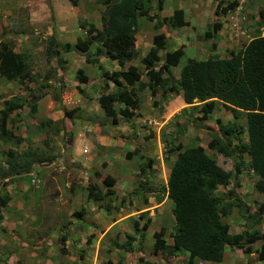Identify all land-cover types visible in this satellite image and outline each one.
Listing matches in <instances>:
<instances>
[{"label":"rangeland","instance_id":"obj_1","mask_svg":"<svg viewBox=\"0 0 264 264\" xmlns=\"http://www.w3.org/2000/svg\"><path fill=\"white\" fill-rule=\"evenodd\" d=\"M73 1L0 0V41L26 56L32 76L31 81L22 84L0 77V107L3 100L11 97L23 103V108L10 117V129L22 142L19 145L0 143V197L6 198V204L0 207V227H4L0 231V264H167L163 262L166 256L153 248L152 235L162 229L161 239L170 243L172 204L166 197L165 182L167 185L168 168L177 151L166 152L177 145L182 149L199 145L221 169L231 172L230 184L218 187L215 192L226 197L232 185L238 184L230 197H238L245 208L232 207L222 217L229 232L232 234L237 229L242 232L246 228L250 232H264V195L255 194L253 184L257 178L248 169L246 156H241L238 164L236 153L224 158L206 147L218 133L215 120L221 125L235 124L237 138L241 143L245 141L243 114L233 119L218 102L210 117L201 121L197 102L189 107L179 95L170 94L168 100H161L141 91L138 93L140 106L133 114L136 117L127 120L117 116L122 121L112 123L95 99L113 91L114 86L104 84L97 66L86 64L85 55L71 48L84 36V29L79 27L81 22L100 28L104 7L101 0ZM230 1L236 2L235 8L218 18L222 26L217 33L215 50L210 52L209 42L201 39L203 29L216 20L215 6L224 7ZM263 6L264 0H163V9L159 12L153 0L149 9L159 20L170 17L178 9L190 27L171 30L163 24L156 29L153 22L139 18L134 35L136 56L127 64L142 69L140 58L147 52L152 35L158 33H164L167 51L180 49L184 56L195 60L211 55L226 58L256 32L264 37V26H255L257 12H264ZM50 37L55 41L58 58L65 64L57 63L56 57L50 60L45 57L46 40ZM63 44L69 47L65 50ZM99 60L101 70L107 73L115 70V62L102 56ZM183 62L184 59L177 67L170 68L173 79L178 78ZM78 69L87 78L85 84L78 85L85 96L75 91L74 74ZM45 75L50 88L40 91L39 84L44 83ZM24 86L34 95L43 94L37 101L35 114L28 113L29 92ZM168 101L170 104L165 108ZM118 106L113 105L115 110ZM48 121L51 123L42 124ZM118 140L125 147L133 148L130 158H125L127 151L119 147L121 143L112 145ZM77 142L85 143L79 151ZM7 149L15 153V159L10 161L14 168L4 155ZM27 149L29 157L23 154ZM145 151L158 160L150 172L140 175L139 166L144 162L140 157ZM237 165L239 173L233 177V168ZM16 167L19 170L28 167L29 171L1 176ZM105 175L114 179V193H104L100 209L99 203L86 198L85 190L91 183L103 190L100 182ZM133 222L137 231L132 230ZM61 236H64L62 244L59 243ZM127 236L133 241L126 251L123 244ZM253 246L247 255L239 253L237 258L233 253L232 257L231 253L226 255L223 264H232L235 260L242 264L246 260L264 264V243Z\"/></svg>","mask_w":264,"mask_h":264},{"label":"trees","instance_id":"obj_2","mask_svg":"<svg viewBox=\"0 0 264 264\" xmlns=\"http://www.w3.org/2000/svg\"><path fill=\"white\" fill-rule=\"evenodd\" d=\"M152 1L101 0L104 11L100 16V28L97 29L93 24H85V22L79 24V27L84 29V36L78 38L71 48L85 55L86 64L97 65L102 56L109 61H114L118 66V70L111 73L100 72L103 83H111L114 89L99 95L95 99L96 104L104 116L115 123L117 116L128 119L137 111L136 109L140 106L138 93L146 89L150 97L157 96L161 100H165L170 94H175L179 95L182 102L189 107L194 101L197 102L200 114L198 120L201 121L210 117L218 102L233 119L243 114L245 143H241L237 138L238 128L235 124L221 125L219 120H215L218 133L211 137L206 147L224 158H229L236 153L239 158L238 164L241 163V156L245 155L248 169L257 178L253 188L255 192L264 195V37L256 32V35L238 51L229 52L226 58L211 55L203 60H195L184 56L180 49L165 50L164 34H154L150 48L140 59L142 69H139L127 62L136 56L134 35L138 30V19L144 18L152 22L156 18L155 15L150 14L149 4ZM154 1L156 10L161 11L162 0ZM71 2L74 3L73 0ZM235 5V1H230L224 7L220 8L218 4L215 6L213 16L216 20L204 27L201 36L203 41L209 42L210 52L215 50L217 33L222 26L218 18L232 11ZM163 24H167L171 30L189 25L178 9H175L170 17H164L162 20L156 18V29L161 28ZM255 26L257 28L264 26L262 10L257 12ZM94 45L93 51L90 52ZM68 47L69 44L62 45L65 50ZM159 52L163 54L158 55ZM44 54L47 60L56 57L57 63H66L58 58L59 52L55 49V41L52 37L46 40ZM25 58L24 54L15 53L8 43L0 41V77L18 84L31 81L32 76L27 69ZM183 59L178 78L173 79L170 68L177 67ZM100 67L97 65L98 70ZM60 69L64 71L63 68L60 67ZM47 78V75L43 76L44 83L39 84L40 91L50 88ZM74 78L77 83L75 91L85 96L78 85L87 82L86 76L78 69L75 71ZM23 89L29 92L26 101L28 113L35 114L37 101L43 94L34 95L26 86ZM114 104L119 105L117 110L114 109ZM22 108L23 103L19 98L11 97L2 101L0 109V141L2 143L12 142L14 145H19L22 142V138L13 135L6 128L8 116ZM44 123L51 122L42 124ZM12 151L7 149L4 155L9 166L14 168L15 166L10 163L15 159V153ZM173 151H177V154L168 170L166 185L167 198L172 203L171 243L166 244L161 239L162 229H160L152 235L153 248L167 257L184 252L190 262L198 259L219 263L223 251L227 248L239 250L242 255H247L252 252L254 244L264 243V232L254 230L231 234L227 224L222 221V217L227 216L232 207L239 209L245 206L238 197L233 199L230 197L234 189L238 188L236 183L226 192V197L215 193L218 187H226L230 184L231 172L221 169L199 145L184 149L179 145L172 146L166 153ZM23 154L29 157V150H24ZM129 156L130 154H126V158ZM151 164V159L142 162L139 166V174L145 175L150 172ZM28 169L23 167L19 170L16 167L1 176L4 178L22 171L26 174ZM238 173L237 165L233 168L232 176L235 177ZM100 184L103 190L91 183L87 186L85 193L88 200L99 203L98 207L102 209L104 193H114V179L110 175H105ZM5 199L0 197V207L6 204ZM104 210L107 209L104 208ZM146 224L147 220L143 228ZM132 226V230L137 231L135 222ZM63 240L64 236H61L59 243L62 244ZM132 241L133 239L127 236L123 244L126 251Z\"/></svg>","mask_w":264,"mask_h":264},{"label":"crops","instance_id":"obj_3","mask_svg":"<svg viewBox=\"0 0 264 264\" xmlns=\"http://www.w3.org/2000/svg\"><path fill=\"white\" fill-rule=\"evenodd\" d=\"M189 23V22H188ZM190 25V24H189ZM186 26V27H190V26ZM183 28V27H182ZM13 51H14V49H13ZM15 53H16V51H14ZM111 63H113L114 64V61H110ZM100 63H101V60H99L98 61V64L97 65H99L100 66ZM97 65H94V66H97ZM130 65V64H129ZM117 67V68H116ZM116 67H114V71H116V70H118V66H116ZM97 68V67H96ZM102 69V67H100V69L99 70H101ZM103 70H101V72H102ZM143 91H147L146 89L145 90H143ZM147 93H148V91H147ZM105 94V93H104ZM149 94V93H148ZM169 96L170 95H168L167 97H166V100H168V98H169ZM181 98V97H180ZM182 101V100H181ZM85 104V103H84ZM86 104H87V102H86ZM170 104V101H168V103L165 105V108L167 107V105H169ZM91 105V104H90ZM140 105V104H139ZM184 105V104H183ZM0 109H1V107H0ZM115 109V108H114ZM17 111H19V110H16V111H14L13 113H11L8 117V122H7V125H6V128L8 129V130H10L12 133H13V135H15L14 134V132L12 131V129H10V127H11V125H10V122H11V119L12 118H10L11 116H12V114H14V115H16L15 113L17 112ZM213 112V111H212ZM131 117L133 118V115H131ZM130 117V118H131ZM134 117H136V116H134ZM130 118H128L127 120H129ZM109 119V118H108ZM125 119V118H124ZM124 119H123V121H124ZM145 120V119H144ZM116 121H117V123H119V122H121L119 119H118V117H116ZM125 122H126V120H125ZM16 136V135H15ZM246 142V140L245 141H243V143H245ZM0 143H2L1 141H0ZM116 143H121V146H119L118 144H116ZM3 144H5V143H3ZM77 144H78V147H77V151H79L80 150V148H82L83 146H85V143H83V142H81V143H78L77 142ZM113 146H115V145H118L119 147H121L122 149H124V150H126L127 152H124V154H125V158H126V154H133V152L134 151H132L133 150V148H131V149H129L128 147H125V143L124 142H121V141H115L114 142V144H112ZM81 146V147H80ZM129 149V150H128ZM11 150V149H10ZM117 152V151H116ZM132 157H133V155H132ZM131 157V158H132ZM143 158H150V159H153L154 161L155 160H158V158H157V156H155L154 154H150L149 152H147V151H145L144 152V155L141 157V160L143 159ZM127 159V158H126ZM173 161V160H172ZM125 183V182H124ZM128 184H130V187H131V185L133 184L132 183V181L130 182V183H128ZM237 190V189H236ZM130 191V190H129ZM255 194L256 195H258V196H262L261 194H259V193H256L255 192ZM248 210H250V209H248ZM252 210V209H251ZM252 212V211H251ZM1 222V221H0ZM225 224H227V223H225ZM1 226V225H0ZM230 230V229H229ZM0 231L1 232H3L4 231V227L2 228V227H0ZM243 231H249L247 228L246 229H244ZM254 231V230H253ZM241 231H239L238 229L236 230V231H234V232H232V234H237V233H240ZM166 244H169V243H166ZM252 247H254V246H252ZM259 247V246H258ZM254 249H257V248H254ZM231 253V254H230ZM232 253H233V257H235V258H237V257H239L238 255H239V253H241V251H239V250H235V249H225L224 251H223V256H222V259H221V262H219V263H213V264H223V259H224V257L226 256V255H229L230 254V256L232 255ZM232 257V256H231ZM239 259V258H238ZM194 261H197V263H195V264H204V262H207V261H199V260H194ZM163 262H168L167 264H188L190 261L188 260V256H187V254L186 253H177L176 255H174L173 257H170V258H164V261ZM193 262V261H192ZM237 262V263H236ZM209 264H211V262H208ZM232 264H242V262H239L238 263V261H234V262H232ZM244 264H251V262H249V260L247 261H245V263Z\"/></svg>","mask_w":264,"mask_h":264},{"label":"clouds","instance_id":"obj_4","mask_svg":"<svg viewBox=\"0 0 264 264\" xmlns=\"http://www.w3.org/2000/svg\"><path fill=\"white\" fill-rule=\"evenodd\" d=\"M162 9H163V0H162ZM162 9H161V11H162ZM159 12H160V11H159ZM150 14H151V15H155V17L157 18V20H159V19H158V15L153 14L152 12H150ZM156 18L152 21V22H153V25H156ZM162 18H164V17H162ZM143 19H144V18H143ZM144 20H145V19H144ZM146 21H147V20H146ZM147 22H149V21H147ZM149 23H150V22H149ZM163 34H164V33H163ZM153 35H154V34H153ZM153 35H152V36H153ZM151 38H152V37H151ZM150 46H151V42H150ZM150 46H149V48H150ZM149 48H148V49H149ZM12 49H13V48H12ZM147 51H148V50H147ZM16 53H18V52H16ZM145 54H146V53H145ZM145 54H144V55H145ZM144 55H143V56H144ZM158 55H159V53H158ZM143 56H142V57H143ZM142 57H141V58H142ZM141 58H140V59H141ZM133 66H134V65H133ZM1 107H2V106H1ZM134 114H135V113H134ZM133 116H134V115H133ZM133 154H134V153H133ZM128 158H130V156H129ZM128 158H127V159H128ZM140 158H141V157H140ZM174 158H175V156H174ZM174 158H173V160H174ZM146 159H150V158H143L142 161L145 162ZM151 160H152V164H151V168H152V166H153V164H154V160H153V159H151ZM142 161H141V162H142ZM141 162H140V163H141ZM172 162H173V161H172ZM172 162L170 163V166H171ZM170 166H169V168H170ZM169 168H168V170H169ZM138 173H139V171H138ZM167 179H168V175H167ZM165 191H166V197H167V187H166V182H165ZM167 199H168V198H167ZM168 200H169V199H168ZM171 204H172V203H171ZM165 243H168V242H165ZM170 243H171V241H170ZM170 243H169V244H170ZM156 250H157V249H156ZM157 251H159V250H157ZM159 252H160V251H159ZM160 253H161V252H160ZM162 254H163V253H162ZM163 255L166 256L165 254H163ZM166 258H170V257H167V256H166Z\"/></svg>","mask_w":264,"mask_h":264},{"label":"built area","instance_id":"obj_5","mask_svg":"<svg viewBox=\"0 0 264 264\" xmlns=\"http://www.w3.org/2000/svg\"><path fill=\"white\" fill-rule=\"evenodd\" d=\"M264 7V6H263ZM232 27H234V26H232Z\"/></svg>","mask_w":264,"mask_h":264}]
</instances>
